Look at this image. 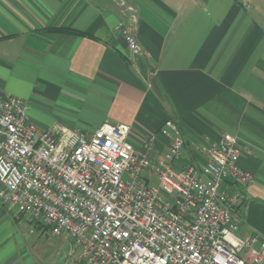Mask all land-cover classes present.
Listing matches in <instances>:
<instances>
[{
  "label": "crops",
  "instance_id": "crops-1",
  "mask_svg": "<svg viewBox=\"0 0 264 264\" xmlns=\"http://www.w3.org/2000/svg\"><path fill=\"white\" fill-rule=\"evenodd\" d=\"M9 95L68 105L61 125L70 128L128 124L143 150L154 134L155 161L169 151L171 118L185 138L183 155L168 160L176 170L205 165L204 147L237 135L238 164L254 175L239 233L264 238V0H0V98ZM30 117L54 126L44 112ZM9 205L0 204V264H86L66 232L55 234L52 263L40 258L38 231L23 230L26 214Z\"/></svg>",
  "mask_w": 264,
  "mask_h": 264
},
{
  "label": "built area",
  "instance_id": "built-area-1",
  "mask_svg": "<svg viewBox=\"0 0 264 264\" xmlns=\"http://www.w3.org/2000/svg\"><path fill=\"white\" fill-rule=\"evenodd\" d=\"M132 55L136 35L120 25ZM125 123L39 127L26 100L0 98V182L6 203L54 234L68 233L86 264H264V238L239 233L254 175L238 164L237 135L203 148L207 162L176 170L185 138L168 119L166 159L129 138ZM157 178V184L147 179Z\"/></svg>",
  "mask_w": 264,
  "mask_h": 264
},
{
  "label": "rangeland",
  "instance_id": "rangeland-1",
  "mask_svg": "<svg viewBox=\"0 0 264 264\" xmlns=\"http://www.w3.org/2000/svg\"><path fill=\"white\" fill-rule=\"evenodd\" d=\"M20 97V96H19ZM22 99L26 100L28 105H29V114L33 112V115H35V112L41 111L46 114V117L49 118L51 121H53L52 125L56 124H62L61 123V117H62V112H68V107L66 108L64 105L56 101H50L47 99L46 101L42 100L38 103L37 97H21ZM36 98V99H34ZM40 99V98H39ZM67 114V113H66ZM0 204H3V198L0 197ZM11 204V203H10ZM7 209L10 208L11 210L16 211V205L12 204L9 206H5ZM26 215L23 214H18V217H20V224L23 226V230H26L29 232L30 230H36L38 231L35 234V237L33 238L32 245H35L38 254L40 258L43 257V259L46 261L47 258H49V263H52V256L57 253L56 251V246L58 243V236L55 235L51 229L47 226L45 230L34 228L32 226V222L29 221ZM36 225H42L40 223H35ZM43 228V226H42ZM26 232V233H27ZM68 236V235H67ZM69 237V236H68ZM47 264V262L45 263Z\"/></svg>",
  "mask_w": 264,
  "mask_h": 264
},
{
  "label": "trees",
  "instance_id": "trees-1",
  "mask_svg": "<svg viewBox=\"0 0 264 264\" xmlns=\"http://www.w3.org/2000/svg\"><path fill=\"white\" fill-rule=\"evenodd\" d=\"M54 30L61 31V32H73L74 31L72 29H68V28H64V27L55 28Z\"/></svg>",
  "mask_w": 264,
  "mask_h": 264
}]
</instances>
